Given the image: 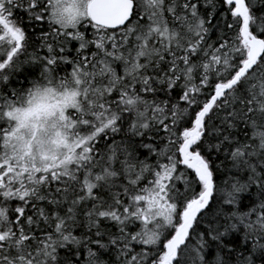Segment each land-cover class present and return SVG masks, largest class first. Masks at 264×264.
<instances>
[{"label": "snow or ice", "instance_id": "6c2138e0", "mask_svg": "<svg viewBox=\"0 0 264 264\" xmlns=\"http://www.w3.org/2000/svg\"><path fill=\"white\" fill-rule=\"evenodd\" d=\"M0 264H264V0H0Z\"/></svg>", "mask_w": 264, "mask_h": 264}]
</instances>
